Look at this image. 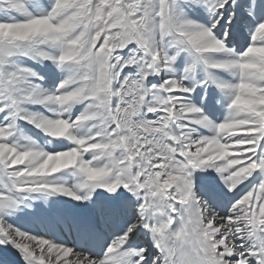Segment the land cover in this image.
I'll use <instances>...</instances> for the list:
<instances>
[{"label":"snow or ice","instance_id":"obj_1","mask_svg":"<svg viewBox=\"0 0 264 264\" xmlns=\"http://www.w3.org/2000/svg\"><path fill=\"white\" fill-rule=\"evenodd\" d=\"M0 264H264V0H0Z\"/></svg>","mask_w":264,"mask_h":264}]
</instances>
